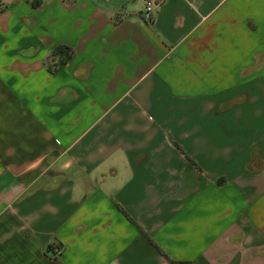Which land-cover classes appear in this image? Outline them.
<instances>
[{"label": "crops", "instance_id": "obj_1", "mask_svg": "<svg viewBox=\"0 0 264 264\" xmlns=\"http://www.w3.org/2000/svg\"><path fill=\"white\" fill-rule=\"evenodd\" d=\"M142 6L0 0V264H264V0Z\"/></svg>", "mask_w": 264, "mask_h": 264}, {"label": "trees", "instance_id": "obj_2", "mask_svg": "<svg viewBox=\"0 0 264 264\" xmlns=\"http://www.w3.org/2000/svg\"><path fill=\"white\" fill-rule=\"evenodd\" d=\"M33 5H39L43 0H30ZM74 54V49L71 45L67 43H58L52 52V56H57L58 60L55 64V67L53 66V69H57L59 66L63 65L68 61ZM179 147V145L177 144ZM194 163H196L194 160H192ZM175 264H188L187 262H181V261H173Z\"/></svg>", "mask_w": 264, "mask_h": 264}, {"label": "built area", "instance_id": "obj_3", "mask_svg": "<svg viewBox=\"0 0 264 264\" xmlns=\"http://www.w3.org/2000/svg\"><path fill=\"white\" fill-rule=\"evenodd\" d=\"M142 15L147 21H153L161 0H142Z\"/></svg>", "mask_w": 264, "mask_h": 264}]
</instances>
